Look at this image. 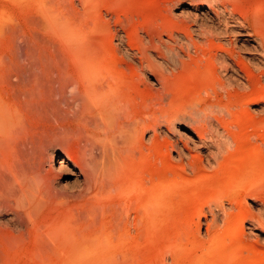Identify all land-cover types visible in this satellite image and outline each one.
Segmentation results:
<instances>
[{
  "label": "bare ground",
  "instance_id": "6f19581e",
  "mask_svg": "<svg viewBox=\"0 0 264 264\" xmlns=\"http://www.w3.org/2000/svg\"><path fill=\"white\" fill-rule=\"evenodd\" d=\"M77 1H79V3L74 0H31L34 10V14H31L34 16L32 17V21L29 20V22H32L34 25L33 28L39 32L41 31L42 33L49 34L46 41L50 45V48L51 46L54 47V45L57 47L59 43L80 46V48L82 46L89 47L88 45L91 39H93L92 42L95 43L96 39L99 40L102 36L106 40L105 36H109V33L111 36L116 35V33L111 30L110 21L107 20L108 18L105 19L101 10H98L100 8L99 5H95L94 2L96 0ZM183 1H188V6H184ZM238 1L169 0L172 7L175 5L177 9H180L178 12L180 14L176 12V14H172L169 9L171 7H167L166 18L174 22L177 26V28L173 30L175 31V35L173 36L171 34L169 37L172 43L169 41L165 42L160 38L158 40L155 39L152 34L154 30L151 34L147 33L146 39L142 38V43H138L139 46L142 44L141 46L143 48L156 46L160 43H168L166 45L173 48V51L174 48L176 49L174 53L176 57H173L176 61H170V59L169 61H151L150 59H146V61H137V64L132 63V61L131 63L122 61H93L92 59L94 56L92 54L93 58H90V55H86L83 61H77L72 67L65 66L67 61L64 65L58 64V68L56 66V74L55 71H53L54 69L52 73L48 68L49 66L46 67L47 62L45 63V67L51 73L46 72L48 75L45 77V71H43L42 74V71L38 73V67L37 71H35L36 68H34L35 74L33 71L27 72L28 70H33V67L27 70V68H25L27 67L26 61L24 65L22 64L23 69L18 74V77L15 76V81L12 80L14 76L12 79H9L11 81L8 79L4 80L5 77L8 78L5 76L6 73L4 72L3 79L0 77V83L2 81H8V87H0V230L3 229V226L10 225L12 227L11 229L14 231L13 236L17 239H22L42 212L48 208H52L55 204L64 203V200L67 201L71 199L78 204L80 207H78L79 210H76V205L74 204L73 206H75L76 212L74 210H72L74 213L72 211V213L68 212L69 214L64 216L65 218L59 220V224H54V227L50 224V227L53 228H47L48 230L45 229V231L42 230L38 236L43 234V232H47L46 235L54 232V235L53 233L51 235L53 238L51 236H49V238L51 237L53 240H58L60 244H62L65 239L64 242L68 241L66 243H71V246H74L76 243V241L72 243V239L77 240V245L74 248L78 250L79 248L87 247L85 249L91 252L95 251L98 244L101 245V243L106 241H113L118 245L124 244V246H126V242L129 243L133 241V243H138L146 231L153 227V224H156L162 215V203L165 201L164 197L163 199L161 197V190H164L165 186L167 191L170 189L167 188L168 184L164 183L165 175H163V173H161L162 176L159 175L157 171L159 168L156 169V167V170L153 169L154 172L151 167H153L155 163L159 164L157 163V159L163 153L166 154L169 159L167 160L170 162L171 150L176 151L175 157L179 160V165L183 170L180 174V170L176 173L180 179L187 181V184L193 182L191 184L195 183V185L199 184L201 186L202 183L204 184V182H206L203 180V177L208 176L211 177L210 183L212 184L209 186H212V188L215 187V185L219 183L217 180L218 177L216 176H219L220 171H223L220 167L222 160L221 156L224 150H229H227V148L231 143L230 133L228 132L230 130H228L229 128L225 124V115L232 110V108L246 105H242L243 102H245L244 98H252V94H255V86L261 83L263 84L264 82V38L262 39L263 41L258 38L260 41L257 42V44H251L253 46L250 47V49L254 51L251 53L253 61H251V59H249L250 61H244V58L240 57L233 47L228 49L225 46L227 44V36L235 34L239 36L240 43L243 45V43L249 40V36L252 37L253 34L247 28L255 29L253 25L254 22L251 20H246L244 22V19L242 20L235 15L238 9L237 5H239ZM258 7L259 5L255 8L256 12ZM245 8L247 9V7ZM96 11H99V13H96L99 15H96L95 18L93 15ZM239 12H241V10H239ZM29 18H31V15ZM116 21L122 26L125 23H123V18L121 20L120 17ZM96 27H101V31L99 28L96 30ZM134 27L136 28V26H133L132 29ZM13 29H15V23ZM126 30L129 32L128 28ZM34 31H31V33ZM38 31L32 34L37 35ZM92 31L95 32V35ZM96 33L102 36L97 38L98 35ZM131 33H133V31L130 32V35ZM40 34L39 38L38 35L35 36V38L39 39L41 45ZM92 34L93 36H91ZM167 35L169 34L167 33ZM42 37L46 39L45 35H42ZM15 38L17 39V37ZM18 38L21 37L18 36ZM55 40L59 43L57 42L56 44ZM98 42L100 43V41H97V43ZM31 43L32 42H30V44ZM33 43L32 46H34ZM129 43H131V41H129ZM230 43H232V40H230ZM21 44H17V47L19 46L18 52L22 47L20 46ZM212 45H215L214 51L212 50ZM91 46L93 48L95 45L91 44ZM35 47H37V45H35ZM208 47L210 49H208ZM30 49L31 48L28 50L29 52H31ZM88 49L86 48L87 52L90 53ZM169 49L167 50L169 51ZM35 51H37V49L34 50V52ZM57 51H55L56 54L58 53ZM199 51L201 54H198L200 53ZM16 52L13 54L15 55ZM34 52L29 53L30 55L32 54L31 58H34L36 53ZM194 54H198L199 56H197L199 58H202V56L206 58L207 56V63L211 66V73L209 72L211 77L209 83L207 82V85L205 84L203 88L205 96L199 98L197 95L199 101L195 99L196 101L194 102L196 103H194V107L192 111H190V113L192 112L191 117L188 118L189 120L186 123L181 124V129H178L179 134H182L184 139H180L181 142H177L172 139L171 136L167 135V131H158L159 124L155 122L156 120L150 122V118V121L146 123V118L140 117L143 118L140 120L138 117L132 115L134 112L127 103H131L128 97L133 96V94L131 93L132 95H130L126 93L133 90V86H126V81L123 82L122 80L125 77L124 74H126L124 65L130 64V68L133 67V70H135H132L135 75L136 73L143 75L147 71L154 73L156 82L152 81L153 84H159L163 87L169 82L168 77L170 73H182V71L184 72V70L189 69L187 68L189 64L192 66V63L185 57L192 60L191 58H194ZM63 56L65 58L67 55L65 56L63 54ZM33 62L36 63L37 61ZM19 63H17V65H19ZM52 63L54 65L53 61ZM11 64H7L10 65V70L12 68ZM31 66V64H28V67ZM207 68H205V70ZM11 72L13 73V71L9 73ZM132 75L130 77L134 76ZM133 78L136 80L135 77ZM203 78L204 76L200 77L199 80L201 79L202 81ZM124 79L126 80V78ZM205 79L206 77L204 80ZM134 80L132 81L133 83L130 82L132 85L134 83L136 84ZM198 81L197 84H199ZM120 82L125 84L120 85ZM197 84L195 88H199ZM74 85L77 89H75L74 93H71ZM129 88L131 89L128 90ZM123 89L124 91L126 89L127 92H124ZM199 90L200 89H198V92H201ZM161 94L162 93L157 95L160 97ZM126 95L129 96L125 98ZM162 95L166 96L164 94ZM153 99L158 98L155 97ZM126 100H128V102H126ZM158 101L160 104L162 102V104L159 105L158 103L157 105H159L160 108L163 107L164 100L162 101L161 99L160 101L159 98ZM75 102H78L76 107L74 106ZM62 103H64L63 106ZM65 103L67 104L66 107H64ZM191 106L193 105L190 104V107ZM260 109L264 111V104H262ZM161 112L163 113V111ZM161 112L159 113L162 114ZM143 114L144 117L147 116L145 113ZM41 116L43 118L44 116H49V118H45L50 119L53 123V127H51V129L49 128L50 131L47 129L49 131L46 132L47 134L44 132L45 130L43 127L41 128L44 131L40 128L41 133L39 134V132L35 130L37 128H34V125L31 124L32 119L36 117L41 118ZM157 116L159 115L157 114ZM163 116L159 117L163 118ZM156 117L154 119H156ZM173 117L174 116H172V118ZM170 124H172V121L168 120L167 128ZM148 128H150L152 132L148 134V137L145 139L144 134ZM42 131L48 136L47 139L45 135L42 134ZM57 146L59 148H57ZM261 146L258 145V149H261ZM192 150L195 152H191ZM260 151L262 152V149ZM244 155V157L242 156L243 158L247 157L246 154ZM254 155L255 156L252 157H256L257 153ZM153 157L155 158V162L153 161ZM164 157L165 155L162 158ZM195 157L198 158L195 159ZM259 157L257 156V159ZM55 161L57 164L56 166L54 165ZM255 163L258 164L257 162ZM176 164H178L177 161ZM236 166L241 167L240 165ZM222 167L224 168V165ZM162 171L163 170H161V172ZM229 177L228 180H225L226 184L229 179H231ZM238 180L239 179H236V184L234 183V185L232 184L233 181H229L230 186L228 187V185H226L228 188H220L222 191L224 189L223 193L221 192L223 197L221 199L218 197V200H220L215 204V206L218 205V207L209 206L211 213L210 218H207V216L203 214L207 221L206 230L211 236V239L214 238L215 229L221 226H223L224 229L225 227L227 228L230 223L235 221V218L238 220V230H240L243 235L245 234L244 225L246 222L250 223L253 227L264 229L263 197L256 199L257 206L253 208L254 210L248 207L242 209L239 213L236 211H234L235 213L233 212L234 204L236 203L235 200L238 197L236 192L238 193L239 191L237 185L239 184L241 186V184H243L238 183ZM181 181L177 178L174 182L171 181L170 186L174 184V187L175 185L179 187L181 186L179 183H184ZM213 183H215V185ZM184 184L187 185L186 183ZM208 184L209 183H207L206 186H208ZM62 189L64 190L62 191ZM176 191L179 192L181 190H175L174 192ZM253 200L255 201L254 198ZM67 208L68 207H66V209ZM69 208L73 209L74 207L69 206ZM107 212L110 213V216L107 219H102L104 213ZM99 214H101V218L98 220ZM232 215H234V218H230ZM89 216V221H86L85 224L83 223L86 229L83 225L81 228L77 229L78 224L76 225L75 221L77 222V220H81L83 217L87 220ZM52 218L54 217H51V219ZM61 221L63 222L61 223ZM41 223L39 225L43 224ZM73 223L76 227L73 226ZM61 224H63V228L59 226ZM70 224L73 227H70ZM45 225L46 224H43L42 226L44 227ZM42 226H40V229ZM36 227L38 228V225L34 228L36 229ZM250 231H252V229H249V232ZM57 233L62 239H60L59 236L54 238ZM61 234L64 235V239ZM233 234L232 232L231 235ZM43 238L42 242L45 243L44 240L49 241L48 238H45V235ZM38 239L41 240L39 237ZM59 239L61 241H59ZM51 240L49 242H51ZM38 242L40 244L41 241L38 240ZM45 244L44 247H49L47 248L49 250H51L50 248H52V246L53 249L55 248L54 245H51L53 244L52 242L49 244L47 242ZM62 246L64 248L65 244ZM126 247L125 250L129 249L128 246ZM74 248L72 247V249ZM80 250L81 249H79V251ZM75 252L76 250L74 253ZM251 261L252 260L249 259L250 264L255 260Z\"/></svg>",
  "mask_w": 264,
  "mask_h": 264
},
{
  "label": "rangeland",
  "instance_id": "374dc122",
  "mask_svg": "<svg viewBox=\"0 0 264 264\" xmlns=\"http://www.w3.org/2000/svg\"><path fill=\"white\" fill-rule=\"evenodd\" d=\"M74 1L79 3V1L77 0H74ZM238 2H239V5H237L238 9L236 6L237 10H236L235 15L242 20L244 19L243 20L244 22L246 20L248 21L251 20L252 22H254L253 25L255 26V29L253 28L250 29L249 27L247 28L253 34H252V37L249 36V40L243 43V45L242 43H240L241 41L239 39V36L235 34V35L227 36L226 38L227 44L225 46L228 49L233 47L238 52V55L244 58V61H248L249 59L253 61L251 53L254 51H252L250 47H252L254 44H257V42L260 41L259 39L262 40L264 38V0H239ZM94 3L96 6L99 5L100 8L98 10L99 11L101 10V13L105 16V19L108 18L107 20L110 21L111 30H113L112 32H115L116 35L111 36L109 33V36H105L106 37V40H105L104 37L101 35L102 32L100 34L102 38L99 36V34L96 33L98 35L97 38L100 37L101 40L100 38L99 40L96 39V42L94 43L92 42L93 39H91L92 43L90 42V44L88 45L89 47L82 46L81 48L80 46L68 45L66 43L61 44L57 40H55L56 44L57 42L59 44H57V47H55L56 45H54V47L51 46V48L53 47L51 50L50 45L46 41L47 38L49 37V34L44 33V32L42 33L41 31H40L41 32L40 34L38 30L33 28L34 27L33 23L29 22V20L32 21V17L34 16L32 15L34 14V10L31 4V0H0V73L3 71L0 77L3 79L4 72H5L6 73L5 76H7L8 78L5 77L4 80L12 79L14 76L12 80L15 81L16 80L15 76L18 77V74L20 73V71H22L25 61L27 63V67L25 68H27V70L33 67V70H30V71L28 70L27 72L33 71V73L35 74L34 68H36L35 71H37V67H38V73L42 71L41 72L42 74L43 71H45V75H44L45 77L46 75H48V73H51L49 72V70L52 71L54 69L53 71H55V74H56V71L59 65L61 64L64 65L65 62L67 61L66 62L67 64H65V66L72 67L77 61H83V58L86 55H90V58H93L94 56V58L92 59L93 61H97V60L98 61H109V62L122 61L125 63H131L132 61V63L134 64L135 63L137 64V61H146V59L147 60L150 59L151 61H169V59L170 61L172 60L176 61V59H174L176 57V55L174 54L176 49L174 48V51H173L172 50L173 48H170L166 45L168 43H165V44L160 43L159 45H156V46H149V47H144V48L141 46L142 44L139 46V43L141 42L142 38L146 39L147 35L151 34L153 30L154 31L152 32V34L154 35L155 39L158 40L160 38L161 40H164L165 42L169 41L172 43V40L169 37L171 34L173 36L175 35V31L173 30H175L177 26L176 24H174V22H171L169 21L168 18H166L167 17L166 16L167 7L169 6L171 7L169 9L172 12V14L178 13L180 9H177L175 5H173L172 7L171 3H169V0H166V1L165 0H96ZM188 4H189L188 1L187 2L183 1L184 6L186 5L188 6ZM258 5L259 7L256 12L255 8H257ZM245 7H247V9ZM239 10H241V12H239ZM99 11H96L93 16L94 17L96 15L98 16L99 14H96V13H99ZM255 12L258 14V16ZM30 15H31V18H29ZM119 17L121 20L123 18V23L125 22L126 24L124 23L122 26L121 24L117 23L116 20H118ZM14 23H15V29H13ZM132 24H135V25H132ZM133 26H136V28L134 27L132 29ZM98 28L96 30H98ZM127 28L129 32L126 30ZM34 30L38 31L37 32L38 38L40 34L41 45H40L39 39L35 38V36L37 35H34L36 33ZM31 31H34L32 32L34 34H32ZM132 31L133 33H131L130 35V32ZM94 33L95 32H93V34ZM167 33L169 35H167ZM93 34L91 36H93ZM42 35H45L46 39H44L43 38L44 36L42 37ZM193 35L196 38L194 32H193ZM18 36H20L21 38H18ZM243 36H246V35H243ZM15 37H17V39ZM17 40L20 42H18ZM230 40H232V43H230ZM97 41H100V43L99 42L97 43ZM129 41H131V43H129ZM30 42H32L34 46H32V43L30 44ZM14 43H15V46H14ZM45 43H47L48 46ZM17 44H21L20 46H22L19 52H18L19 46L17 47ZM91 44L95 46H93L92 48ZM29 45H31L34 50L37 49V51H35L36 53L34 52L32 47ZM35 45H37V47H35ZM13 47L15 48V50ZM211 47H212V50L214 51L215 45L214 46L212 45ZM29 48H31L30 49L31 52L28 51ZM86 48L87 49L89 48L88 51H90V53L87 52ZM82 49H84L85 52ZM167 49H169V51L170 52L172 51V52L170 53ZM208 49L210 48L208 47ZM55 51H57L58 53L56 54ZM14 52H16L15 55L13 54ZM28 52L29 53L34 52L35 53V56L33 55L34 58H31L32 54L30 55ZM63 54L65 56L67 55L68 57L66 56L64 58ZM198 54H201V52ZM198 54H194V58H191L192 60L185 57L188 61H190V63H192V66L189 64L190 66L189 65L187 66V68L189 69L184 70V72L182 71V73L181 72L180 73L173 72L172 74L170 73V76L168 77L169 84L167 83L163 87L160 86L159 84H156V85L153 84L152 81L156 82L154 73L147 71L143 75L142 74L139 75L137 73L135 75L132 72L134 68L133 67L130 68L131 67L130 64L124 65L125 72L127 76L129 77H127L126 74H124L125 76L124 78H126V80L124 78L122 80L123 82L126 81L125 82L126 84L124 83L126 86L128 85H130V87L133 86V90L128 91V92L126 91V89L125 91L123 89L124 92H127L126 94L128 93L130 95L133 94V96L128 97L130 98L129 100H131V103H127L128 106L131 107L133 112L135 113V114L133 113L132 115L138 117L140 120H142L143 118L144 119L146 118L145 120H147V122L144 120L146 123H148L150 120H151L150 122H153L152 120L154 121L156 120L155 122L159 124L158 131H162V132L167 131L166 132L167 135L171 136V138L176 140L177 142L178 141L181 142L180 139L181 140L184 139L182 134H179L178 129H181L180 128L181 124L186 123L189 120L188 118L191 117L192 112L190 113V111H192L194 107V103H196L194 101L198 100L199 98H203L205 96V91H203V88L205 84L207 85V82L209 83V79L211 77L209 75L211 73L210 72L211 66H209V64L207 63L208 61V59H206L207 56L206 58L205 56H202V58H199ZM207 55H208V51H207ZM33 61H37V62L35 63ZM52 61L54 62V65ZM193 61H196L197 63ZM15 62L17 63L20 62V63L19 65H17V63ZM45 63H47V66L45 65ZM7 64H11V67L13 68V70L12 68L10 70V65H7ZM28 64H31L32 66L28 67ZM45 66L46 67L49 66L48 67L49 70ZM205 68L207 69L205 70ZM10 71H13V73L12 72L9 73ZM129 71L131 75L132 74L134 75L132 76L135 77L136 80H134L133 77H130L131 75ZM202 76H204V78L206 77V79L204 80L203 78V80L201 81V79L199 80V78ZM133 80L134 82H136V84L134 83L132 85L131 83H133L132 82ZM197 81L199 84H197ZM122 84L123 83H121L120 85ZM196 84L199 86V88L198 87L195 88ZM0 87H3V88L8 87V81L7 82L2 81L0 83ZM197 88L200 89L199 91L201 92H198ZM75 89L77 88H75V85H74L71 90V93H74ZM130 89L131 88H129L128 90ZM254 90H255V94H252L253 96L252 98L250 97L244 98L245 102H243L242 105L244 104L246 105L238 106L237 108H232V110L227 112V114L225 115V124L229 128L228 130H230L228 132L230 133L231 143L229 145L230 147L228 146L227 148V150L228 149L229 150L228 151L224 150L225 154L223 152V155L221 156L222 160L220 163V167H221V170L223 171H220V174H219V176L221 175L220 177L216 176L218 177L217 180L219 183L217 182L218 183L217 185L213 183L215 187L212 188V186H209L212 184L210 183L211 177H208V176L203 177L204 178L203 180L206 182H204V184L202 183L201 186L199 184L195 185V183L191 184L193 182L187 184V181H183L182 179H180L178 177V174L176 173H178L177 171L180 170L179 172L180 174L181 172H183V170H182V167L179 165L180 163L179 160L175 157L176 155L175 150L170 151V155H171L170 162H168L169 159L167 158L166 154L163 153L162 155H160L161 157L159 156L157 159V163L159 164L155 163L156 164L155 165L154 164L155 158L153 157L154 165L153 167H151V169L156 170L159 168V170H157L159 172V175L162 176L161 173L165 175V178L163 177L164 183L168 184V186L171 187L174 185L173 184L170 186L171 181L174 182V180L178 178L179 181L182 180L181 182H184L187 185H185L184 183H179L181 184V186L179 187H176L175 185V187L173 186L169 188L167 186V188L170 189L168 191L165 189L166 186L165 188L163 187L164 190L163 189L161 190V197L162 199L164 197V201H165L164 203H162L163 206H162L161 214L163 216L161 215L160 219L156 222V224H153L154 226L146 231L147 234L145 233L141 237L142 239L138 243L136 242L133 243V241L129 243L126 242L125 245L128 246L129 249L125 250V248L127 247L124 246V244L118 245L117 243H114L113 241H106V242L101 243V245L98 244L99 246L98 245L96 246L95 251L91 252L85 249L87 247L79 248L81 249L80 251L79 249L77 250L76 248H74L77 245V240L72 239L71 241L70 239H67V240H70L72 243H75L73 241H76L74 246H71L72 245L71 243L70 244L66 243L68 241L64 242L65 237L64 235H62L63 234L62 232H60L62 233L61 235L63 236V239H64V241L62 240L63 241L62 244H60L58 240L52 239L53 238L51 236L52 233L54 235V232H52L53 230L51 231L52 233H50L49 235L48 234L46 235L47 232L45 233L43 232V234L40 235L41 237L38 236V234H40L42 230L43 231H45V229L48 230L47 228L49 229L53 228L55 226L54 224L56 223L59 224L60 222L59 220H61L62 218H65L64 216L72 212L74 213V211L76 212V210H79L80 207L78 206V204L74 202L73 200L69 199L67 201L64 200L65 201L64 203L61 202V203L55 204L52 208H48L44 212H42L36 218L34 225L31 226L27 234L25 233L22 239L21 238L17 239L16 237L13 236L14 231L13 229H11L12 227L10 225L3 226V229L0 230V264H247V263L250 264L249 259L252 261L255 260L251 264H264V229L253 227L250 223L246 222L244 225L245 234L243 235L242 232L238 230V226H237L238 220L235 218V221L233 220L234 222L230 223V225L227 228L225 227L224 229L223 226H221L218 229H215L214 230L215 236L213 235L214 238L211 239V236L207 233V230H206L207 221L204 216L206 215L207 218H210L211 213H210L209 206L211 207L215 206V204H217L218 201L223 197L221 195V192L223 193L225 187H227L226 185H228V187L230 186L229 181L231 182L233 181L232 182L233 185L234 183L236 184V179H239L238 183H243L241 184V186L243 187H241L239 184L237 185V188L239 191L237 190L238 193L236 192L238 197L235 200L236 203L234 204L235 206L233 208V212L236 211L239 213L241 212L242 209H246L248 207L249 209L251 208L252 210H254L253 208L257 206L256 199L260 197L264 198V156H263L264 155V152H263L264 151V144H263L264 143L263 142L264 141V111L260 109L262 104H264L263 102L264 82L263 84L261 83L259 85H256ZM153 92L154 93L156 92V93L154 94ZM160 93L166 96H163L161 94V96L163 97L161 96L159 97L157 94H160ZM198 93L199 94L201 93V94L199 95ZM197 95L199 98L197 97ZM127 96L129 95H126L125 98ZM155 97H157L158 99H153ZM165 97H166V100H165ZM168 97L170 98V101ZM159 98H160V101L161 99L162 101L164 100L163 107L161 108L159 107V105H161L162 102L161 104L159 103L158 101ZM126 102H128V100H126ZM158 103L159 105H157ZM74 104H75L74 106L76 107V104H78V102H75ZM190 104L193 106L190 107ZM63 105L64 103H62V106ZM66 106L67 104L65 103L64 107ZM161 111H163L164 114ZM142 112L145 113V115L147 116L144 117V114ZM155 112L160 117L164 115L163 118H160L159 116H157ZM159 112H161L162 114H160ZM171 115L174 117L172 118ZM45 117L49 118V116H44V118L41 116V118L36 117L31 120L32 122L30 121L31 124L34 125V128H37L35 130H37L39 134L41 133L40 131L41 127L44 128L45 131L42 128L41 129L45 133L49 132L50 131L49 128L51 129V127H53L52 121ZM140 117H143V118H140ZM155 117L156 119H154ZM168 120L172 121V124H170V126L168 125V128H167ZM38 125H39V128H38ZM44 132L42 134L45 135V138L47 139L48 138V136L46 135L47 133L45 134ZM151 132L152 130L148 128L144 134V138L146 139L148 137V134H151ZM258 145L262 147L261 148L262 152L260 151L261 150L260 148L258 149L257 147ZM57 148L59 147L57 146ZM255 149L257 152L255 151ZM191 152H195V151L192 150ZM251 152L252 153L255 152L254 154L257 153V156L258 157L260 156V157L258 159H257V156L252 157L255 155L254 154L251 155L252 154ZM244 154H246L247 157L243 158L245 156ZM164 155L165 157L162 158ZM197 158L198 157H195V159ZM176 161L178 162V164H176ZM255 162H257L258 164H256ZM54 165L55 166L57 165L56 161ZM221 165L222 166L224 165V168ZM236 165H240L241 167L239 166L237 167ZM231 168L232 169L234 168L233 171ZM161 170L163 171L161 172ZM228 177L231 179H229L228 183L226 184L225 180L226 179L228 180ZM207 183H209L208 186H206ZM220 188L221 189L224 188L223 191ZM63 190L64 189H62V191ZM175 190H178V191L181 190V191L174 192ZM215 195L216 196L219 195V196L216 197ZM218 197L220 198L219 200H218ZM253 198L255 199V201L253 200ZM74 204L76 205V210H75V206H73ZM69 206L74 207V208L70 209ZM66 207L68 208L66 209ZM215 207H218V205ZM109 216H110L109 212L104 213V215L102 216V219H107ZM51 217H54V218L51 219ZM98 217H99L98 218L99 220L101 218V214H99ZM231 217L234 218V215L230 216V218ZM89 219H90V216L87 218V220L83 217V219L77 220V222L75 221V224L76 225L78 224L77 229L81 228L82 225L84 226L86 221H89ZM41 222L46 225L43 227L42 226L43 224ZM62 222L63 221H61V223ZM40 223L42 225H39ZM50 224L53 227H50ZM75 224L73 226H75ZM36 225H38L39 229L37 227L36 229L34 228ZM62 225L63 224L59 226L63 228ZM68 225H69V222H68ZM40 226H42L41 229H40ZM73 226L70 224V227H73ZM84 228L86 229L85 226ZM249 229H252V231L249 232ZM232 232L234 233L233 235H231ZM44 235L46 239L47 238L49 239V241L52 239L51 242L53 244L51 245H54L56 249L55 248L53 249V246L52 248H50L51 250L47 249L49 248L47 246L44 247L46 245L45 243L47 242L48 244L51 243L48 240H44L45 243L42 242V240L44 239L43 238ZM49 236H51L52 238L51 237L49 238ZM57 236H59V238L62 239L61 236L58 235V233L57 235L55 234L54 238H56ZM38 237L41 238V240L38 239ZM60 239L59 241H61ZM38 240L41 241L40 244ZM63 244H65L64 248L62 246ZM72 247L74 249H72ZM75 250L76 252L74 253Z\"/></svg>",
  "mask_w": 264,
  "mask_h": 264
}]
</instances>
